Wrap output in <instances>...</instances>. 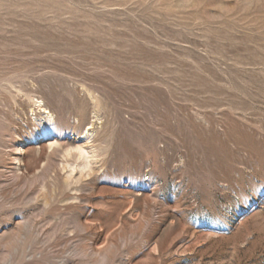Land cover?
I'll return each instance as SVG.
<instances>
[{
  "label": "rangeland",
  "instance_id": "rangeland-1",
  "mask_svg": "<svg viewBox=\"0 0 264 264\" xmlns=\"http://www.w3.org/2000/svg\"><path fill=\"white\" fill-rule=\"evenodd\" d=\"M0 264H264V0H0Z\"/></svg>",
  "mask_w": 264,
  "mask_h": 264
},
{
  "label": "bare ground",
  "instance_id": "bare-ground-1",
  "mask_svg": "<svg viewBox=\"0 0 264 264\" xmlns=\"http://www.w3.org/2000/svg\"><path fill=\"white\" fill-rule=\"evenodd\" d=\"M39 107H42V106H39ZM43 110V109H42ZM44 112L46 114V118L51 121L53 120V114H51L50 111H48L46 108L44 109ZM94 148V147H93ZM21 151V150H20ZM89 154V152L86 150V148H80L78 149V159L81 161H83L82 163V166L83 168H87L88 167V157L87 155ZM72 166V165H71Z\"/></svg>",
  "mask_w": 264,
  "mask_h": 264
}]
</instances>
